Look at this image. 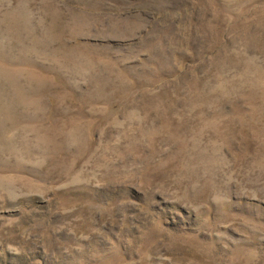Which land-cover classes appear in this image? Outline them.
Segmentation results:
<instances>
[{
  "label": "rangeland",
  "instance_id": "rangeland-1",
  "mask_svg": "<svg viewBox=\"0 0 264 264\" xmlns=\"http://www.w3.org/2000/svg\"><path fill=\"white\" fill-rule=\"evenodd\" d=\"M0 264H264V0H0Z\"/></svg>",
  "mask_w": 264,
  "mask_h": 264
}]
</instances>
